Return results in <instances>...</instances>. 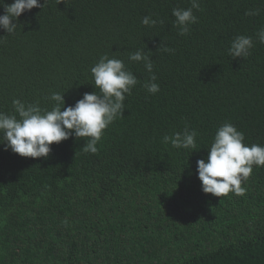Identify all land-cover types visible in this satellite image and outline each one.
<instances>
[{
    "label": "trees",
    "instance_id": "trees-1",
    "mask_svg": "<svg viewBox=\"0 0 264 264\" xmlns=\"http://www.w3.org/2000/svg\"><path fill=\"white\" fill-rule=\"evenodd\" d=\"M198 2L186 35L172 10L190 0H46L15 33L0 29L5 113L16 99L50 110L53 92L74 105L96 91L91 68L103 55L139 81L96 154L82 151L87 138L52 144L47 159L0 145V264H264V166L242 181L243 196L205 194L196 173L224 123L264 146V0ZM238 35L253 37L244 59L228 55ZM137 50L152 73L129 60ZM152 75L154 95L143 86ZM185 126L198 133L195 150L163 142Z\"/></svg>",
    "mask_w": 264,
    "mask_h": 264
},
{
    "label": "clouds",
    "instance_id": "clouds-1",
    "mask_svg": "<svg viewBox=\"0 0 264 264\" xmlns=\"http://www.w3.org/2000/svg\"><path fill=\"white\" fill-rule=\"evenodd\" d=\"M45 3L46 0L43 5L39 0H13L9 4L6 0H0V7L4 10L0 14V29L6 34L15 33L21 14L33 8H43ZM190 3L191 7L187 9L172 10L174 26L179 29L180 35L188 34L190 26L197 23L193 10H199L200 4L198 0H190ZM259 11L249 10L246 15H259ZM157 22L151 16L142 18V24L146 26H155ZM256 38L264 43V27L256 33ZM253 47V37L238 35L231 41L228 55L232 59H244L251 54ZM162 50L171 51L166 46ZM129 60L143 61L145 69L152 73L153 63L143 50L131 53ZM91 73L96 91L85 92L74 105L65 107L64 93L53 92L49 97L54 102L50 110L42 109L38 103L16 99L12 101L11 114L0 111V145H3L4 150L10 149L22 157L47 159L52 144L75 137L77 140L87 138L82 151L96 154L104 130L123 116L126 94L130 95L139 81L122 60L110 59L107 55L100 57L91 68ZM155 80L156 76L152 75L143 85L153 95L160 91ZM197 135L195 130L185 126L182 133L164 136L163 142H170L174 148L195 150ZM244 139L243 133L230 123H224L217 129L207 158L196 161V173L203 193L214 197L229 193L237 196L245 194L242 181H247L251 176L253 166H264V146L246 145Z\"/></svg>",
    "mask_w": 264,
    "mask_h": 264
}]
</instances>
